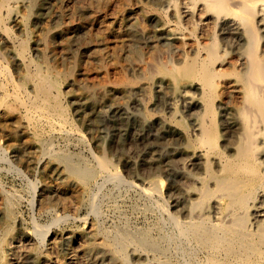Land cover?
Listing matches in <instances>:
<instances>
[{"label": "bare ground", "instance_id": "6f19581e", "mask_svg": "<svg viewBox=\"0 0 264 264\" xmlns=\"http://www.w3.org/2000/svg\"><path fill=\"white\" fill-rule=\"evenodd\" d=\"M39 1L0 0V135L7 137L11 127L14 133L24 131L35 138L37 156L52 159L54 165L46 171L61 185L49 184L50 187L40 188L35 194L33 200L43 212L56 214L51 206L55 201L64 210L76 211L84 198L90 208L95 209L98 203L95 187L101 185L100 180L130 186L136 183L126 181L106 156L92 152L89 159H85L84 155L62 149L54 152L53 137L43 136V130L49 129L51 134L63 136L68 142L72 138L82 144L85 142V135L72 126L69 110L62 100L59 72L62 70L47 63L51 54L49 39L53 36H47L31 48L41 56L42 61L38 62L29 50L30 42L19 39L11 26L13 20L25 21ZM81 1L83 9L90 13L84 18L89 26L94 29L100 26L101 10L105 9L101 8L102 0H97L95 8L91 0ZM111 2L125 8L122 16L127 15L129 20L127 30L95 38L77 37V31L71 28L56 31L60 45L67 50L65 58L72 60L73 69L69 74L76 72L80 60L70 54V47L74 46L87 49L88 58L99 71H107L110 62L114 66L120 63L138 74L141 81L135 86L126 79L114 83L104 79L95 83L83 77L85 80L69 82L81 92L86 91L82 98L73 100L75 104L85 101L88 106L99 107L113 103L115 112H125L127 106L121 101L128 98L131 91L138 88L145 92L144 98L149 99L152 85L159 90H169L167 98L173 105L172 118L167 122L160 116L156 122L161 128L172 130L174 146L166 153V161L174 168L175 186L166 191L165 182L159 178L134 185L153 206H147L145 211L155 209L160 214V219L149 227L134 228L125 223L107 230L97 220L85 225L87 228L78 235H69L71 232L57 235L53 226L70 219L63 210V215L53 216L52 224L35 225L31 232L11 238L12 242L8 237L13 231L5 228L0 237V257L6 254L2 264H7L13 255L17 259L15 264H264V0H149L156 8L139 1L137 12L140 15L131 10L126 14V7L131 5L127 0ZM21 6L28 8L27 13L19 12ZM69 15L61 14L62 17ZM142 21L154 25V30L145 28ZM137 42L153 45L151 53L135 50ZM110 45L112 54L107 51ZM125 51L131 53L122 54ZM7 56L12 58L17 77L6 65ZM92 63L91 68L95 66ZM148 103L133 104L138 110H145ZM176 103L183 106L182 111H177ZM185 117L190 121V130L179 123ZM174 124L179 127L172 126ZM150 141L160 143L161 139ZM4 155L1 145L0 158ZM136 158L138 155L127 161L144 167ZM13 197L0 192V212L11 222L16 219L17 203L14 205ZM69 199H74L75 203L74 200L64 202ZM52 235L49 248L40 246ZM35 241L40 244L35 245Z\"/></svg>", "mask_w": 264, "mask_h": 264}, {"label": "rangeland", "instance_id": "374dc122", "mask_svg": "<svg viewBox=\"0 0 264 264\" xmlns=\"http://www.w3.org/2000/svg\"><path fill=\"white\" fill-rule=\"evenodd\" d=\"M91 1H92V3H91ZM91 1H88V3L93 4L94 8L97 7L96 6L97 0H95L96 2L94 0H91ZM129 1L127 0V3H129V4L131 3V5L126 7V9H127L126 14H128L130 10L137 12L138 11V8H137L138 3L137 2H139V1L144 6H150L152 4L151 7H155V8L157 7V6H154L155 4L149 2V0H144V1L143 0H135V1L129 0ZM81 2H82L81 0H40L39 4L37 5L38 7L36 6V8H35V11H32L33 12V13L31 12L32 14H30V12H29V14H28L29 16L27 17L28 19L26 18V20H25L26 22L20 21V20L14 21L12 19L13 22H12L11 26H13V31L16 30L14 32V34L19 39L21 38L23 40H26L27 43L30 42L28 44L29 50H31V48L33 49L35 47V45H37V43H40L43 40H45L47 38V36H49V35L53 36V37H50V39H49V47H50V53L51 54L48 55L47 63L51 64V65L53 64V66L58 71H59V69L62 70V71H59L61 73V81H62V100H63V103L65 104V106L67 107V110H69L68 113H69V117H70L72 126L74 128H76L79 132H81L82 134L85 135V136L83 135L85 137V142L83 144L79 143L74 138L70 139V141L68 142L67 140H65V138L63 136L51 134L49 129H46L45 131L43 130V132H44L43 136L45 138H47L48 136L50 138H51V136L53 137V141L55 140L54 141L55 144L53 147L54 152H58V150L60 151L62 149L61 151L64 150L65 152L70 153V154H76V155H81V156L84 155L83 157L85 159H89L90 154L92 152H93L92 154H96L98 156H106L108 159H110V161L112 162L114 167L117 168V170L121 172L122 177L126 181H128V182L130 181L132 183L134 182V183H136L134 185H138L143 180H153V179L159 178L165 182V189L167 191V190H169V188L171 189V187L175 186V182H176V176L174 175V173H175L174 168L169 161H166L167 160V158H166L167 154L166 153L168 152L170 147L172 148L174 146V139L171 136L172 130L169 128H161V126L156 122V120H158V118L161 116V117L165 118V121L169 122L170 119L172 118L171 117L172 113H174L172 111L173 105H171V102L167 98V94L170 93L169 90H167L166 88L159 90V88H157L155 85H152L149 89V93H150L149 97H148L149 99H147V98H144V97H146L145 92L141 91V90L139 91L137 88V89L133 90V92L131 91L130 93H128V96H129L128 98L123 99L121 101L122 103L126 104V106H127V110L125 112L124 111H116L115 112L113 109V107H114L113 103H106V104H103L102 106L99 107V106H88V104H86L85 101H80L81 102L80 104H77V103L75 104V101L73 100L76 97L82 98L81 95H84L85 94L84 92H86L85 90L82 89V92L84 91L82 93L80 88L75 87L72 84L73 82H75V80L81 81V78H82V80H85L84 78H86L89 81H92L95 83H96V81L101 82L104 79L110 83L117 82L118 80H121V79H126V80H129L130 82L132 81V83L135 84V86H137L139 81H141V78L138 76V74L133 73L126 66L121 65L120 63L114 66L113 65L114 63L110 62L111 66L109 67V69L107 71H104V70H103L104 72L102 70L99 71V69L95 65V62L92 63L93 61H91L88 58V54H89L88 52L89 51L87 49L80 48V47H78V49H77V47H74V46L70 47V54L72 55L73 58L74 57L80 58V60L78 61L79 63H77V67L79 70L76 67L75 68L76 72H74L75 74L74 73L69 74V72L73 69V67H71L72 66L71 65L72 60L69 59L70 60L69 61L65 58V54H67L66 53L67 50L63 49L62 45H60L61 40H60V38L57 37L56 31L60 32L66 28H71V29H73V31H77V33L75 32L77 34L76 35L77 37L85 38V37H88V35H89L90 37L93 36L92 38H95V36L96 37H104L106 35L107 36H113V35L119 34V33L123 32L122 31L123 29H124V31L127 30L126 27H128L127 25L129 23L128 22L129 20L126 19L127 15L122 16V13H123L125 8H123L118 3H117L118 6H116V4L114 2H111V0H102L103 6L101 8H103V9L105 8V9L101 10L102 13H101L100 26H98L99 25L98 24L94 29V28L90 27L89 24L85 20V19H87V17L89 16L90 13L83 9L84 4ZM112 4H114L115 7H113ZM131 6H133V7H131ZM134 6H135V8H134ZM22 7H23V9H22ZM24 7L25 6H21V8H20L21 10L19 9L20 13H27L28 8L27 7L24 8ZM121 7L123 9H121ZM26 9H27V11H26ZM75 10L77 11L76 13H74ZM96 10L97 9H95V11ZM82 11L84 13H82ZM60 12H61V14H67L68 13L70 15L69 16H63V17H65V18H63L61 16ZM119 13H120V15L117 16ZM137 13H139V15H140V12H137ZM83 15H84V17H82ZM112 17H114L115 19L113 20ZM36 18L38 21L36 20ZM44 21H45V23H44ZM19 23H20V25H19ZM24 23H26V25ZM113 23H115V24H113ZM22 24L25 26H23ZM142 24L145 28H148V29L153 28V30H154V25H151L150 23H146L144 21H142ZM87 25H88V27H87ZM120 25H122V26H120ZM25 27H26V30H25ZM47 29H49V30H47ZM92 29L94 30V32ZM27 30H29V32ZM90 30L92 31L91 33H90ZM118 30H119V32H118ZM42 31H43V33H42ZM104 31H106V32H104ZM44 32H46V34ZM108 33H110V34H108ZM70 35L68 37H71L72 35L74 36L75 34L72 33V35L71 36ZM36 37H38L39 39L41 38V39L39 40ZM140 43L137 42L136 44H134L136 46V47L134 46L135 50H139L144 54L151 53V49H152L153 45L145 44L143 42V43H141V45L143 44L141 46ZM144 45H145V47H144ZM143 47H144V49H143ZM121 48L122 47H120L119 52L122 51ZM63 50H65V51H63ZM124 50H127V49H124ZM107 51L109 52V54H112V45H110V47L107 49ZM127 53H131V52H127V51L122 52V54H127ZM31 54L36 61H38V62L42 61L41 56H38L36 54V52H34L33 50H31ZM6 58H7V62L9 63V64L7 63L6 65L10 68V70H12V73L14 72V75H15L14 67L12 64V58L10 56H7ZM39 58H40V60H39ZM88 63H90V64L88 65ZM91 63L93 65H95L92 68H91ZM88 69H90V70H88ZM124 69H125V72H124ZM92 70H94V71H92ZM90 71H91V73H90ZM66 73H67V75H66ZM102 73H103V75H102ZM62 74H65V75H62ZM71 74L73 75V77L70 76V78H69V75H71ZM86 74H87V77H86ZM105 75H106V78H105ZM65 77H67V78L65 79ZM90 78H92V79H90ZM93 80H95V81H93ZM69 82H72V83H69ZM136 82H137V84H136ZM68 87L69 88L75 87V88H73V89L71 88L69 90ZM68 91L70 92V94ZM78 92H81V93H79L80 95L78 94ZM144 99H145V101H144ZM135 102H139V103L149 102V103H148V106L145 110H142V109L138 110V107L133 104ZM66 104H68V105H66ZM168 105H169V107H168ZM181 106H182L181 104L176 103V105L174 107L177 109L178 112H180L183 110V106L182 107ZM70 107H72V108H70ZM138 116H139V118H138ZM179 123L183 124L186 127V129L190 130L191 124H190V121L186 117L182 122H179ZM155 124H157V125L155 126ZM187 124L189 125V127H187L188 126ZM150 126L153 128H151ZM172 126H178V125L174 124ZM140 133H141V135H140ZM29 135L30 134H26L24 131L14 133V129H12V127L8 129L7 137L6 136L3 137L2 135H0V146L2 145V147L5 149V155L3 156V158H0V192H3L5 194H9L12 197L14 196L13 197V201H15L14 205L17 203V205H15L16 219L12 220V222L5 219V217L3 216V213L0 212V215H2V217L0 216V229H1L0 230V233H1L0 237L1 238L3 237L2 232L5 230V228H10V230L13 231L10 233V235L8 237V240L10 242L11 238H13V237H21L22 233L31 232L35 225L48 226V225L52 224L53 218L56 216V214L57 215H63L64 212L70 215V219L69 218L67 220L64 219V220L58 222L56 225H54L55 227L53 226L52 229L55 231V234H57V235H61L63 233L66 234L65 232H67V234H69L71 232L69 235H71V234L72 235H78L79 231L82 232L83 230H85L91 221L97 222V220H98L97 223L100 224L104 229L114 230L116 227H119V226H121V224L123 225L125 223H127V224L129 223V225L131 227L134 226V228L149 227L151 225H154L157 222V220L160 219V217H159L160 214L155 209L154 210L151 209V212L148 211V213L145 211V208L147 206H151V202H149L144 197H142V195L140 194V191L138 190V188L136 186H134V185L130 186L128 184H124V185L123 184H117L114 182L113 183L112 182L103 183L102 180L99 181V183L101 184L100 186H102V188L100 186H98L97 188L95 187V191L98 194V196H97V202L98 203H96L95 209L90 208V205L87 204L86 199L84 198V201L83 200L81 201V203L78 205V208L76 211L75 210L70 211L68 208L64 210V208H62V206H59L58 205L59 203L58 202L56 203V201H55V202L51 203V206L54 207L56 214L51 215V214L43 212L40 205L36 204L33 200V198L35 197V194H37L41 190L40 188H43V187L48 188L50 186H54L57 184L61 185V184H59L60 182L57 180H52L50 178L51 175H49V172L46 171L47 169H50V167H52L54 165L53 161H51L52 159L49 157H47V158L45 157L42 159L41 157H39V155L37 156V154H38V149H37V145H36L37 143H36V141H33L35 138H33V136H31V135L29 136ZM54 136H55V138H54ZM152 137L153 138H160L161 142L155 143V142L150 141L151 139H153ZM166 138H168V139H166ZM143 139H144V141H143ZM169 140H171V142ZM139 141H140V143H139ZM34 142H35V144H34ZM144 142H145V144H144ZM11 145L13 147H11ZM32 152H33V154H32ZM104 152L106 153V155ZM129 154H131V155H129ZM134 155H138L139 158H136V160L140 164H144V167L134 166V165L128 163L127 158L134 157ZM37 157L39 159H37ZM29 160H31V161H29ZM32 160H34V161H32ZM38 160H39V162H38ZM126 161H127V163H126ZM12 168H13V170H12ZM45 171L48 173H45ZM171 171L173 174L171 173ZM156 175L159 177H157ZM35 179H36V181H35ZM49 184H50V186H49ZM7 192H9V193H7ZM10 192H11V194H10ZM15 192H16V194H15ZM72 200H74V199H69V200L64 201V202L70 203ZM72 202L75 203V200ZM151 207H153V206H151ZM142 209H143V211H142ZM63 210H64V212H63ZM90 211H91V213H90ZM75 212H76V214H75ZM149 213L151 216L149 215ZM145 214L146 215L148 214V215L146 216ZM94 215H98V217L94 216ZM91 217H93V219ZM97 218H99V219H97ZM85 225H87V226H85ZM169 231H170V229L167 232H169ZM51 238H53V235H52V237L51 236L49 237V240L45 244H40L37 241H35V245L40 244V246H42V247H44V245H45L46 248H49V245H50L49 241ZM68 246H69V244H68ZM12 257L13 258H11L7 262V264H15V261L17 259H15L16 258L15 255H13ZM5 260H6V254H5V256L3 255L0 257V264H2V262L4 263ZM13 261H14V263H12Z\"/></svg>", "mask_w": 264, "mask_h": 264}]
</instances>
